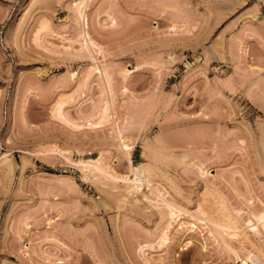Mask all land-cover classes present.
I'll return each instance as SVG.
<instances>
[{
    "label": "rangeland",
    "instance_id": "rangeland-1",
    "mask_svg": "<svg viewBox=\"0 0 264 264\" xmlns=\"http://www.w3.org/2000/svg\"><path fill=\"white\" fill-rule=\"evenodd\" d=\"M4 154L0 264H263L264 0H0Z\"/></svg>",
    "mask_w": 264,
    "mask_h": 264
},
{
    "label": "bare ground",
    "instance_id": "bare-ground-1",
    "mask_svg": "<svg viewBox=\"0 0 264 264\" xmlns=\"http://www.w3.org/2000/svg\"><path fill=\"white\" fill-rule=\"evenodd\" d=\"M81 2V1H80ZM83 3L81 2V3H75V6H76V8L78 9V12H79V14H80V16H81V18L82 19H84V13H83V9L85 8V5L83 4ZM85 20V19H84ZM58 109V111H59V113H61V108H57ZM128 138H124L123 139V146L124 147H128V145L126 144V143H124V142H128ZM158 141V140H157ZM121 144H122V142H121ZM130 148V147H129ZM125 150H127V149H125ZM126 152V151H125ZM126 155V154H125ZM98 159V158H97ZM0 161L2 162V163H9V155L8 154H4V155H2V156H0ZM97 161V160H96ZM102 161V160H101ZM91 162V161H90ZM98 162V161H97ZM97 162H95V161H93V162H91V163H89V164H87V165H90V164H92V165H90L91 167L92 166H94L95 168H97L98 170H100V171H102V175H103V173L104 172H106V170L104 169V166L103 167H101V166H98V163ZM106 167V166H105ZM146 167H148V166H146ZM145 166H140V167H137V168H131V172L133 173V179H129L127 176L124 178L125 180H127L128 182H130L131 184L129 185V186H131V187H134V188H136V189H140L141 188V186L143 185V183H147V186L149 187L150 186V179H149V177H147V171H148V168H146ZM93 168V167H92ZM95 168H94V170H95ZM97 170V171H98ZM110 170H112L111 168H110ZM100 171H99V173H100ZM83 172H84V174L85 175H87V174H89V172H91V168L88 166H86V165H84V169H83ZM106 174V173H105ZM112 174V173H111ZM108 175V174H107ZM127 183V182H126ZM207 212V211H206ZM202 214H203V212H201ZM222 213V212H221ZM209 216V215H208ZM225 217V216H224ZM212 219V218H211ZM229 219H230V217H229ZM210 220V219H209ZM217 220V219H216ZM231 220V219H230ZM207 221H208V219H207ZM221 221H223V219L221 220ZM260 222V224H261V227H262V229L264 230V212L261 214V215H258L257 216V222ZM209 222H211V220L209 221ZM217 222H219V221H217ZM216 222V223H217ZM248 222V221H247ZM221 223V222H220ZM218 224V223H217ZM227 224V223H226ZM228 224H229V222H228ZM221 226H224L223 225V223H222V225H220V227ZM231 226H233V223H232V225ZM256 226L257 225H255L254 223H252L251 221H249V225H248V227H250V228H252L253 230L254 229H256ZM219 227V226H218ZM224 227H226V226H224ZM228 227V226H227ZM235 227V226H234ZM229 228H231V227H229ZM232 229H234V228H232ZM228 230V229H227ZM163 240H165V239H163ZM166 241V240H165ZM164 241V242H165ZM247 259V258H246ZM249 259V258H248ZM260 264H262V263H260ZM264 264V263H263Z\"/></svg>",
    "mask_w": 264,
    "mask_h": 264
}]
</instances>
